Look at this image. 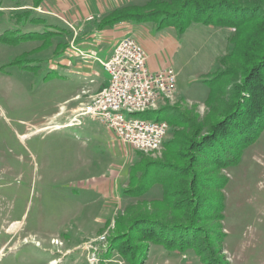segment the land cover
<instances>
[{"label":"rangeland","instance_id":"obj_1","mask_svg":"<svg viewBox=\"0 0 264 264\" xmlns=\"http://www.w3.org/2000/svg\"><path fill=\"white\" fill-rule=\"evenodd\" d=\"M31 1L0 0V264H50L53 260L55 264H130L119 245L131 238L135 246L147 245L135 240L141 228L128 227L130 217L138 212L166 220L177 217L162 201L164 185L156 180L170 164L178 169L187 165L189 156L184 153H192L187 147L190 139H200L234 100L242 72L220 77L213 99L208 79L217 68L237 66L221 61L232 48L230 37L236 27L191 22L181 33L170 27L162 30L174 31L177 39L172 49L163 50L167 59L163 67H175L182 93L177 90L158 109L132 115L167 120L165 140L173 137L181 143L180 148L164 143L161 148L140 151L113 142L103 122L79 114L78 108L90 100L89 92L83 90L95 84L94 77L109 80V72L92 53L84 56L72 50L67 62L57 55L56 43L38 47L48 41L47 30L54 27L42 22L32 28L30 16L50 15L69 24L71 31L73 26L68 14H53L44 5L27 17L26 8L17 4ZM68 1L75 8L78 0ZM238 64L242 70L246 67L241 60ZM77 92L80 98L72 99ZM74 118L82 123L56 127ZM222 156L224 163L194 168L210 185L200 190L206 203L199 220L205 255L212 264H264V126L241 148L237 162ZM113 164L121 177L128 175L126 187L142 178L143 190L100 198L94 186ZM180 173L183 176L174 183L189 181L184 170ZM14 221L20 224L11 227ZM94 254L96 263L89 261ZM143 257L142 264H204L193 247L168 249L158 242L149 243Z\"/></svg>","mask_w":264,"mask_h":264},{"label":"trees","instance_id":"obj_2","mask_svg":"<svg viewBox=\"0 0 264 264\" xmlns=\"http://www.w3.org/2000/svg\"><path fill=\"white\" fill-rule=\"evenodd\" d=\"M41 1L33 0V4L38 5ZM33 12V8L24 10L27 17ZM30 18L35 24L46 23V19L41 15H33ZM123 19L155 21L159 27L172 24L180 33L184 32L191 22L236 27L230 37L232 48L222 56L221 61H232L237 63V66L217 68L208 79L211 84L209 98L213 99L218 91L216 86L220 77L242 72L243 76L234 87L233 102H230L224 108L223 114L207 127L206 133L200 139H190L187 147L192 153H184L186 157L189 156L187 165L178 169V165L170 164V170L163 171V176L156 180L164 185L162 201H165L177 217L166 220L155 215H143L142 212H138L135 217L132 214L128 227H140V233L135 240L147 242V245L135 246L131 242L132 238L119 245L122 255L130 264L143 263V253L151 242L162 243L168 249L185 250L187 247H193L204 264H212L210 257L205 255L206 239L199 231V220L202 219L200 213L206 205L200 190L207 189L210 185L206 183V177L201 176L202 174L194 168H207L211 164L224 163L222 155H229L232 162H237L241 148L249 144L264 126V0H148L143 4L130 3L113 9L100 20L99 26L104 27ZM53 27L47 30L48 41L42 42L38 47L56 43V53L60 55L67 44L64 36L68 32L67 28L58 24ZM62 30L64 36L61 34ZM60 34L64 38L58 37ZM240 60L246 66L245 70L240 69ZM165 141V145L169 143L170 146L175 145L173 148H180L181 142L174 141L173 137ZM157 162L148 160V163L152 164ZM175 170H178L177 173ZM182 170L184 175L189 176V181L174 183L178 176H183V173H180ZM141 179L136 185L129 187L128 191H142L144 181ZM180 184L182 185L179 188ZM175 196H178L177 199H173Z\"/></svg>","mask_w":264,"mask_h":264},{"label":"built area","instance_id":"obj_3","mask_svg":"<svg viewBox=\"0 0 264 264\" xmlns=\"http://www.w3.org/2000/svg\"><path fill=\"white\" fill-rule=\"evenodd\" d=\"M90 15L89 18H94ZM77 32V31H76ZM72 47L83 52L73 42ZM96 58L109 72V80L90 100L79 107V114L90 115L111 129L117 140L130 144L140 151L161 148L164 145L169 122L165 119H150L133 116L150 108L158 109L161 101L173 98L177 92V71L173 65L151 71L148 66L147 49L133 36L122 37L108 58ZM79 95H77L78 97ZM82 119L57 124H81ZM94 254L89 261L96 263Z\"/></svg>","mask_w":264,"mask_h":264},{"label":"crops","instance_id":"obj_4","mask_svg":"<svg viewBox=\"0 0 264 264\" xmlns=\"http://www.w3.org/2000/svg\"><path fill=\"white\" fill-rule=\"evenodd\" d=\"M75 2H77L75 4V8L70 4L68 0H42L38 5H34L33 1H31L29 3L17 4V7L27 8V6H29L30 8L37 10L39 6L44 5V7L53 14L55 13V11L58 13L59 11H62L65 14H68L69 18L71 19L70 21L72 22L71 24L73 26V30L75 29L77 32L73 30L71 31L69 24L66 25V23L64 22H57L58 18L50 15H41L46 19V24H50L52 26L58 24L62 28H67L66 30L68 34L66 33L65 40L66 42H68V44H66L64 49L62 50L60 59L61 61L69 62V58L67 56H69L68 53L72 50L74 52L80 53L78 50L72 47V42L83 52H89L94 54L95 56L105 59L112 54L115 45L122 37L130 35L137 39L147 49L148 64L151 69L156 71L163 67V65L167 64V59L165 57V54H163V50H168V47L172 49L177 39L172 33L174 31H171V33H164L162 32V30L166 29L167 27L172 28V30H177L174 25L171 24L170 26L159 27L157 22L155 21L123 19L113 24H108L104 27H100V20L105 17L110 11L117 7H123L128 4L124 2H113L110 4V0H104V3L101 0H78ZM90 15H95V17L89 18ZM73 22L77 23L78 25H74ZM31 25H33L31 26L32 28H35L39 27L40 24L33 23ZM68 29L70 31H68ZM80 55L82 54L80 53ZM91 80L92 82H95V84L88 85L89 88L83 90V93L89 92L90 97L97 91H99L104 85H106L108 78L106 76L102 77L101 75V79H99V81L95 77ZM177 90L182 93L181 89L178 86ZM77 95L79 96L77 97ZM71 98H80L79 92L74 94ZM57 113L58 112H56V114ZM61 124L64 123L62 122ZM106 129L111 140L113 142L117 140L114 132L107 127ZM117 166V164H113L110 167V171L109 169L107 170V172L109 173L103 172L101 176L98 177V182L96 184L97 186H94V188L99 192L100 198H107L108 196L113 195V193H116L117 196L121 194L125 195V193L129 190V187H126V178L128 177V175H123V177H121L122 174H119V169Z\"/></svg>","mask_w":264,"mask_h":264},{"label":"bare ground","instance_id":"obj_5","mask_svg":"<svg viewBox=\"0 0 264 264\" xmlns=\"http://www.w3.org/2000/svg\"><path fill=\"white\" fill-rule=\"evenodd\" d=\"M23 136H25V135H23ZM17 224H20V222L19 221H14V222H12L11 227H14ZM55 263H56V260H53V261L50 262V264H55Z\"/></svg>","mask_w":264,"mask_h":264}]
</instances>
